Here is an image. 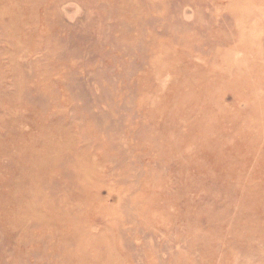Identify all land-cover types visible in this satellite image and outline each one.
<instances>
[{"label":"rangeland","instance_id":"1","mask_svg":"<svg viewBox=\"0 0 264 264\" xmlns=\"http://www.w3.org/2000/svg\"><path fill=\"white\" fill-rule=\"evenodd\" d=\"M0 264H264V0H0Z\"/></svg>","mask_w":264,"mask_h":264}]
</instances>
